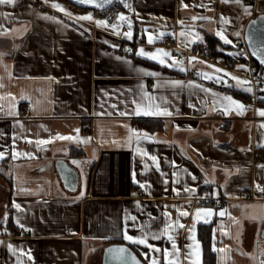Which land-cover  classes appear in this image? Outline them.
Instances as JSON below:
<instances>
[{
    "label": "crops",
    "instance_id": "obj_1",
    "mask_svg": "<svg viewBox=\"0 0 264 264\" xmlns=\"http://www.w3.org/2000/svg\"><path fill=\"white\" fill-rule=\"evenodd\" d=\"M128 1L130 38L123 21L98 24L64 0L0 4V264H102L112 243L144 264H203L208 225L215 264H262L264 98L245 104L249 88L233 77L243 81L242 31L264 0ZM207 38L209 62L197 57ZM229 55L240 64L225 75ZM57 160L76 171L75 191ZM199 197L229 201L218 210Z\"/></svg>",
    "mask_w": 264,
    "mask_h": 264
},
{
    "label": "built area",
    "instance_id": "obj_2",
    "mask_svg": "<svg viewBox=\"0 0 264 264\" xmlns=\"http://www.w3.org/2000/svg\"><path fill=\"white\" fill-rule=\"evenodd\" d=\"M133 11H134V6L130 1L114 0L107 8L96 11L94 14V17L110 25L118 21H123L125 26L122 27L121 31L126 32L128 30L127 28H130L131 34H133L134 33L133 29L135 28V23L131 19V13H133ZM121 12H124L126 14L125 20L120 19V17L122 16ZM163 42L167 43L168 39L165 38ZM206 56H208L210 60L212 59V56L207 50V48H203L199 56L197 57L203 61L209 62V59L207 60L205 59ZM243 59L246 60V64H245L246 71L244 73H241V76L243 78V81L249 82L246 85L248 86L249 89H251L247 95L248 99L245 100L244 102L245 104L257 105L259 103L260 96L264 94V66L255 62L250 57L249 54L245 55ZM239 64H240L239 58L229 55L227 57V60L224 66L225 73L236 71V68L238 67ZM198 73H199L198 68L191 69L190 74L195 75ZM25 109L29 110V106H26ZM262 161H264V151L257 152L255 156V163L257 164ZM246 198H248V196L245 193L241 194L239 197L240 200H245ZM228 201L229 200H220V199L214 200L213 198H209V197L196 198V203L199 206L213 207L218 210H225Z\"/></svg>",
    "mask_w": 264,
    "mask_h": 264
},
{
    "label": "water",
    "instance_id": "obj_3",
    "mask_svg": "<svg viewBox=\"0 0 264 264\" xmlns=\"http://www.w3.org/2000/svg\"><path fill=\"white\" fill-rule=\"evenodd\" d=\"M67 1L78 8L98 11L107 8L114 0H91V2L85 0L83 3H81L80 0ZM253 21H255V23H253ZM242 36L250 57L258 64L264 66V13L254 16L246 23L242 31ZM54 165L64 188L68 191H75L78 185L76 171L64 160H57ZM119 248L127 250L126 253L123 254V256L127 257V260L119 258L115 251H109ZM133 257L139 264H144L127 244L112 243L103 249L102 264H133Z\"/></svg>",
    "mask_w": 264,
    "mask_h": 264
},
{
    "label": "snow or ice",
    "instance_id": "obj_4",
    "mask_svg": "<svg viewBox=\"0 0 264 264\" xmlns=\"http://www.w3.org/2000/svg\"><path fill=\"white\" fill-rule=\"evenodd\" d=\"M80 2L83 3V2H85V0H80ZM89 2H91V0H89ZM223 2L227 3V2H229V0H223ZM235 2L239 3V0H235ZM5 3H6V4H12V3H14V0H0V4H5ZM53 6H54V7H57V8L59 9V5H53ZM59 10L63 11V9H59ZM245 11L247 12V9H245ZM78 19H87V20H90L91 17H90V16H84V17H79ZM120 19H121V20H125L126 18L123 17V16H121ZM193 19L195 20V19H197V17H193ZM200 19H206V18H205V17H200ZM222 19H223L224 23H228V22H229V21H227L226 19H224L223 17H222ZM97 23H98V24H104L103 21H99V22H97ZM253 23H255V21H253ZM129 24H130V22H129ZM113 27H116V26L114 25ZM127 35L129 36V38L131 37V33H130V32L127 33ZM217 35H219L220 38H221L222 40H224V43H231V41L227 40V39L223 36L222 33H219V32H218ZM237 35H239V33H237ZM149 42L151 43V39H150ZM158 52H162L163 56H165V57H170V53H168V52H164L163 50H158ZM138 54H140V55H148L147 53H144L143 50H141L140 53H138ZM150 58L155 59L156 57L153 55V56H151ZM161 63H163V61H161ZM181 70H183V69H181ZM216 71H217V72H220V71H222V70H221V69H216ZM225 75H228V74L225 73ZM233 79H237L238 84H241V85H244V84L249 83L248 81L238 80V78H236V77H233ZM177 83H178V82H177ZM245 90L250 91L251 89H245ZM223 99L230 101L232 104H234V105L236 106L237 109H241V110H242L243 107H244L242 104H239L238 102L232 100L231 97H224ZM214 110H215V109H214ZM136 114H137V115H140L141 112H140L139 110H137V111H136ZM143 114H144V115H151V114H157V113L144 112ZM158 114H162V115H171V113H169V112H167V111H165V112H163V113H158ZM120 115H124V113H120ZM259 115L264 116V111H260V112H259ZM144 135L147 136V134H144ZM58 138H59V139H62V140H64V139L71 140V139H72V137H64V136H59ZM36 143H37L38 145H39V144H47V143H49V141H37ZM3 155H4L3 153H0V158H3ZM13 158H14V159L16 158V154H14ZM153 159H155V158L153 157ZM141 187H144V185H141ZM258 187H259V186H258ZM260 190H261V191H264V189H260ZM17 207H18V206H17ZM180 214H181V215H187V213H185V212H181ZM220 214H221V215H224V212H221ZM177 223H178V222H177ZM180 227H183V225H180ZM124 238H125L126 240L130 241V242H133V243L146 244V239H136V238H133V237L128 236V235H125ZM169 239H172V237H169ZM9 247H11V246H9ZM149 247H151V246H149ZM175 248H176V245H175V242H173V249H175ZM109 251H115V252L118 254V257H119V258H123V259L127 260V257L123 256V254L126 253V251H127L126 249H124V248H119V249H113V250H109ZM157 251H158V250H157ZM221 251H223V250H221ZM165 255H168V253L166 252ZM29 259H31V256H29ZM132 260H133V264H139V262L136 261L134 257L132 258ZM152 264H156V261H153ZM169 264H171V261H169ZM262 264H264V262H262Z\"/></svg>",
    "mask_w": 264,
    "mask_h": 264
},
{
    "label": "trees",
    "instance_id": "obj_5",
    "mask_svg": "<svg viewBox=\"0 0 264 264\" xmlns=\"http://www.w3.org/2000/svg\"><path fill=\"white\" fill-rule=\"evenodd\" d=\"M65 2L71 4L70 2H68L67 0H64ZM73 5V4H71ZM86 10H91L93 12H96V10H92V9H86ZM208 39V38H207ZM207 41V50H209L213 55H217V53L214 51L215 49V41L208 39ZM205 41V42H206ZM243 100H247L248 97L239 95ZM264 98V94L262 95ZM264 101V99H263ZM259 103H260V99H259ZM134 123L136 125H138L139 127H144L146 129H153L154 127H156L158 125V122L155 121H150V120H138V121H134ZM212 227L210 225L208 226H200L199 227V231H198V237L200 242L202 243V247H203V264H215V254L214 251L212 250Z\"/></svg>",
    "mask_w": 264,
    "mask_h": 264
},
{
    "label": "rangeland",
    "instance_id": "obj_6",
    "mask_svg": "<svg viewBox=\"0 0 264 264\" xmlns=\"http://www.w3.org/2000/svg\"><path fill=\"white\" fill-rule=\"evenodd\" d=\"M83 171H84V169H83Z\"/></svg>",
    "mask_w": 264,
    "mask_h": 264
}]
</instances>
